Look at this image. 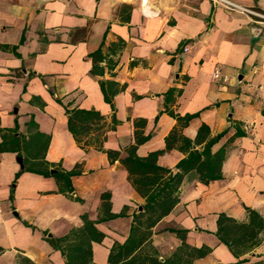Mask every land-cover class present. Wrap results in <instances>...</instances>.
<instances>
[{"label": "crops", "instance_id": "1", "mask_svg": "<svg viewBox=\"0 0 264 264\" xmlns=\"http://www.w3.org/2000/svg\"><path fill=\"white\" fill-rule=\"evenodd\" d=\"M232 1L264 11V0ZM99 47L101 72L93 73L89 54ZM215 68L228 76L226 83L213 79ZM169 88L180 90L167 104L172 111L198 113L186 126L159 113ZM72 108L103 117L102 130L83 137L86 144L67 128ZM140 119L145 125L135 127ZM203 123L211 136L224 132L211 147H226L222 176L207 184L185 177L179 202L153 227L152 243L167 257L181 244L167 228L186 229L188 245L210 248L191 264H228L238 258L216 235L218 214L247 222L248 207L264 218V23L210 0H0V264H17L19 255L35 264H65L45 235L81 226L82 214L96 220L105 192L111 212L128 206L125 216L95 224L105 237L92 243L93 261L109 264L110 246L126 238L144 200L105 150L123 157L135 129L152 132L137 154L163 150L158 164L175 170L187 153L179 135L193 140ZM174 128L176 140L167 149ZM37 136L48 138L42 154L50 171L79 165L72 197L58 191L53 176L22 171L15 177L24 168L16 157L25 154L14 151V139ZM260 235L259 244L239 256L248 259L241 264L264 260Z\"/></svg>", "mask_w": 264, "mask_h": 264}, {"label": "trees", "instance_id": "2", "mask_svg": "<svg viewBox=\"0 0 264 264\" xmlns=\"http://www.w3.org/2000/svg\"><path fill=\"white\" fill-rule=\"evenodd\" d=\"M93 61L92 72L100 73L97 64L103 59L101 48L89 54ZM109 68L113 64L109 61ZM102 84V83H101ZM103 89L104 98L110 102L107 91ZM180 94L179 89L169 88L164 93L165 105L159 113L167 112L177 120V124L186 126L189 121L196 117L198 113L179 115L168 107V102L174 100ZM67 128L73 135L75 141L82 145L83 137L89 130L94 129L100 132L103 128L102 115L94 109L72 108L66 109ZM158 115L155 117L157 120ZM113 125L116 120L113 118ZM145 119L135 122V127L144 126ZM111 126V128L113 127ZM177 129L174 128L165 138L166 148H171L176 140ZM224 132L215 136L210 135L209 127L201 124L193 140L179 135L181 149L187 153L176 164L175 170L159 165L158 156L163 150L149 152L145 156H139L136 152L139 144L147 141L152 132L143 134L135 129L134 142L126 148L125 156L121 157L119 151L105 150L110 162L118 160L127 170L128 178L136 192L143 198L140 211H134L131 215L129 232L122 242L114 241L109 248L107 263L109 264H191L195 257H201L210 252V248L202 246L200 248L191 247L185 242L186 229L169 227L167 230L173 232L180 240L181 244L167 257L161 256L158 249L152 243L153 227L164 216H166L179 202V189L185 177H195L200 182L207 184L211 180L219 179L222 176L221 166L226 157V147L222 146L216 151L211 147L215 144ZM41 133H38L40 137ZM235 135H241L237 132ZM30 138L20 143L14 139V151L18 155L24 152V168L17 172V178L22 171H31L44 176H53L58 184V191L70 195L73 190L71 177L81 171L79 165L70 170H55L50 173L48 163L43 160V150L47 147L48 138ZM199 146V147H197ZM28 158L31 159L28 163ZM101 216L96 220L88 218L87 214H82V225L71 228L66 234L60 237H48L45 239L51 246L59 250L65 258V264H97L93 261L92 243H101L105 233L96 227V223L106 221L117 216H125L127 205L119 213L110 211V194L108 192L101 195ZM248 213L247 222H238L225 213H219L217 218L216 235L224 243L231 253L238 258L237 261L228 264H241L247 262V258H239L246 250L256 246L261 241L264 233V218L254 209L246 207ZM46 234V233H45ZM3 248L0 247V253ZM17 264H35L30 258L19 255ZM249 264H264V260L255 261Z\"/></svg>", "mask_w": 264, "mask_h": 264}, {"label": "built area", "instance_id": "3", "mask_svg": "<svg viewBox=\"0 0 264 264\" xmlns=\"http://www.w3.org/2000/svg\"><path fill=\"white\" fill-rule=\"evenodd\" d=\"M213 5H218L224 7L229 11H234L242 14H246L252 17L253 22L255 23H264V11L253 9L239 3H236L232 0H210ZM188 47H183V51H187ZM212 77L215 81L220 83H226L228 76L223 74L220 69L215 68L212 74Z\"/></svg>", "mask_w": 264, "mask_h": 264}, {"label": "water", "instance_id": "4", "mask_svg": "<svg viewBox=\"0 0 264 264\" xmlns=\"http://www.w3.org/2000/svg\"><path fill=\"white\" fill-rule=\"evenodd\" d=\"M16 160L19 163L20 167L22 168L23 167V159H22V157L21 156H17ZM54 171L55 170L52 169L50 172L53 173ZM141 209H142V207L138 206V211H140ZM14 214H16V213L14 212ZM50 236H51V234H48V237H50Z\"/></svg>", "mask_w": 264, "mask_h": 264}, {"label": "clouds", "instance_id": "5", "mask_svg": "<svg viewBox=\"0 0 264 264\" xmlns=\"http://www.w3.org/2000/svg\"><path fill=\"white\" fill-rule=\"evenodd\" d=\"M145 3H147V0H145Z\"/></svg>", "mask_w": 264, "mask_h": 264}]
</instances>
